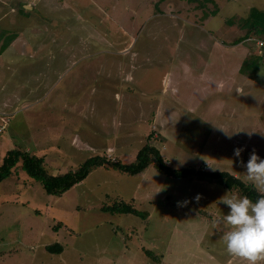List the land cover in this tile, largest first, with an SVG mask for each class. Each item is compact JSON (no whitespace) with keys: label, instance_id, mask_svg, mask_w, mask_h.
I'll list each match as a JSON object with an SVG mask.
<instances>
[{"label":"rangeland","instance_id":"rangeland-1","mask_svg":"<svg viewBox=\"0 0 264 264\" xmlns=\"http://www.w3.org/2000/svg\"><path fill=\"white\" fill-rule=\"evenodd\" d=\"M211 1L197 8L184 0H15L0 9V100L10 99L0 108V163L7 151L24 150L60 175L94 155L131 164L148 143L171 169L224 171L242 180L232 150L245 138L234 141L241 133L235 128L257 122L264 129L253 92L211 97L190 114L189 103L153 87L175 64V52L179 58L200 50L207 33L224 43L246 37L241 49L256 55L255 42L247 40L263 37H244L237 26L251 8L264 12V0ZM12 36L17 51L8 46ZM143 78L150 94L142 95ZM217 102L231 111L217 112ZM196 194L201 198L193 202ZM224 194L232 195L149 166L137 176L97 168L50 196L18 162L0 183V264H246L220 240ZM119 201L146 212V219L100 211ZM53 243L62 246L60 254L44 250Z\"/></svg>","mask_w":264,"mask_h":264},{"label":"crops","instance_id":"crops-1","mask_svg":"<svg viewBox=\"0 0 264 264\" xmlns=\"http://www.w3.org/2000/svg\"><path fill=\"white\" fill-rule=\"evenodd\" d=\"M12 1L15 0H0V9L7 8V6L9 8V5H12ZM15 6H11L10 8H15ZM24 6L26 5H21L20 8L24 9ZM10 12H13V9H10ZM4 13V10L3 12L0 10V23H2L1 19L5 16ZM216 16H218L217 12L214 15L208 14L205 16L206 19L204 18L203 22H206L205 24L207 25L208 21ZM238 28L239 26H237ZM12 37L13 40L9 42L8 46L10 50L12 48L17 51V45L20 43L16 37ZM202 38L206 42L200 44V50L198 51H187L186 53L179 54V58H177L178 55L176 52L175 54L173 52L172 56L174 54L175 64L166 66L164 68L165 71L162 70L159 73L158 80L155 83L156 85L153 87L156 86L160 90L161 95L164 94L173 100H178L186 104L189 103L190 114H192L196 105L199 106L207 103L211 97H214V101H218V99L226 97L227 95L248 94V92L252 91L253 102H256V105L259 107L257 120L259 118L262 119L264 128V79L259 78L264 72V58L259 62L255 76L250 79L239 74L238 71L243 61L255 56L252 51L241 49L240 43L233 45L234 41L230 43L220 42L209 33ZM22 45L27 50H31L28 46V41H25ZM236 59L237 62L233 63ZM141 80L138 85L144 93L142 95L150 94L149 91L151 89L147 90V85H144L146 84L144 83L145 79L143 78ZM217 103L220 105L217 112L221 110L220 112L223 113L225 109L231 111V108L225 104ZM9 104L10 99L8 98L0 100L1 109L7 108L6 106ZM238 104L241 107L242 103L239 102ZM249 126L241 125L236 127L235 129L241 133L234 134L235 137H238L234 141L238 143L245 138L242 145L244 151L247 150L250 152L255 150L259 157L264 158V129L257 128V122L255 125ZM227 130H231V128L229 126L225 127V133Z\"/></svg>","mask_w":264,"mask_h":264},{"label":"trees","instance_id":"trees-1","mask_svg":"<svg viewBox=\"0 0 264 264\" xmlns=\"http://www.w3.org/2000/svg\"><path fill=\"white\" fill-rule=\"evenodd\" d=\"M184 1L187 3H198L197 8H201L203 3L212 2L211 0ZM19 12H22V10ZM215 13L216 12H213L211 15H214ZM227 23L232 24L230 21H227ZM238 26L239 28L246 30L244 37L253 32L257 36L261 35L264 39V12L251 8L247 17ZM245 38L235 40L233 45L241 43ZM261 60L262 58L256 55L247 58L241 64L238 71L239 74L252 79L257 72L258 65ZM150 138L151 135H149L147 139ZM18 162H21V170L24 171L29 178H32L35 182L39 183L43 191L50 196H58L71 189L75 184L84 180L91 171L97 168L111 167L119 173H123L128 176H137L143 173L149 166H152L156 172L169 178L216 185L222 187L232 195H236L237 197L246 196L252 201H255V199L261 195L255 191L250 184L242 182L239 178H236L224 171H206L192 168L171 169L167 166L159 151L155 147L150 146L148 143H145L138 150L135 159L131 164H121L118 161H110L103 156L94 155L86 158L74 169L60 175L49 174L45 168L43 159L40 157L31 155L24 150H9L4 154L2 162L0 163V183L7 177L14 174V169ZM100 211L110 214L130 215L141 220H145L147 217L146 212L138 211L130 204L122 201H119V203H115L111 206L101 207ZM44 250L48 254H60L62 252V246L60 244L53 243L45 246ZM146 255L147 257L153 259L148 252Z\"/></svg>","mask_w":264,"mask_h":264},{"label":"clouds","instance_id":"clouds-1","mask_svg":"<svg viewBox=\"0 0 264 264\" xmlns=\"http://www.w3.org/2000/svg\"><path fill=\"white\" fill-rule=\"evenodd\" d=\"M243 151V146L232 150L237 165L243 169L242 182L250 184L261 195L255 201L246 196L222 195L219 201L226 212L216 222L223 226L220 240L226 253L246 264H258L264 261V158L252 150L247 160L241 161ZM200 198L196 194L192 199L197 202ZM187 203V200L178 201L177 206L182 207Z\"/></svg>","mask_w":264,"mask_h":264},{"label":"built area","instance_id":"built-area-1","mask_svg":"<svg viewBox=\"0 0 264 264\" xmlns=\"http://www.w3.org/2000/svg\"><path fill=\"white\" fill-rule=\"evenodd\" d=\"M247 41L249 42H255V46L257 48V50L255 51L256 52V55L258 57H261V58H264V42L263 41H255V40H252V39H248ZM4 116L1 117V120L2 122H4ZM3 128H1L0 130H2Z\"/></svg>","mask_w":264,"mask_h":264},{"label":"water","instance_id":"water-1","mask_svg":"<svg viewBox=\"0 0 264 264\" xmlns=\"http://www.w3.org/2000/svg\"><path fill=\"white\" fill-rule=\"evenodd\" d=\"M23 8H24V9H28V7H27V6H24Z\"/></svg>","mask_w":264,"mask_h":264}]
</instances>
